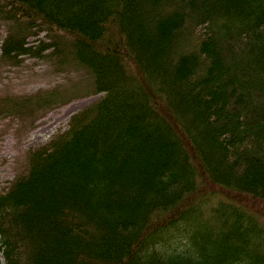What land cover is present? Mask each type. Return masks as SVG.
Listing matches in <instances>:
<instances>
[{
    "label": "trees",
    "instance_id": "1",
    "mask_svg": "<svg viewBox=\"0 0 264 264\" xmlns=\"http://www.w3.org/2000/svg\"><path fill=\"white\" fill-rule=\"evenodd\" d=\"M0 22L1 60L71 59L99 95L0 192L2 264H264V0H0ZM205 182L237 197L211 219L183 206Z\"/></svg>",
    "mask_w": 264,
    "mask_h": 264
},
{
    "label": "rangeland",
    "instance_id": "2",
    "mask_svg": "<svg viewBox=\"0 0 264 264\" xmlns=\"http://www.w3.org/2000/svg\"><path fill=\"white\" fill-rule=\"evenodd\" d=\"M6 32V24L0 22V42ZM45 33L46 31L43 30L29 36L28 44L35 45L38 42L37 38L46 41ZM91 84V75L71 59L64 64L54 63L31 54L20 55L16 62H5L0 59V97L10 95L9 98H18L20 102L21 99H25L23 96L38 98L48 93L64 95L51 98L49 102H42L40 106L31 107L29 113H26L28 109L11 108L14 114L8 117H5L7 110L3 104L4 100L1 99L0 192L7 190L11 180L22 169L24 156L29 148L45 144L46 141L49 142L56 137L57 133L63 132L73 114L99 97L97 93H93ZM194 193L183 201V206L201 212L206 219L212 218V211L217 207L237 199L227 191L212 190L206 182L200 184ZM246 200L250 201L249 198H241L242 202ZM165 216L167 213L161 212L157 215V217ZM257 218L262 220V217ZM190 231L188 226L178 221L171 229L167 243L174 247L179 246L183 241L181 235Z\"/></svg>",
    "mask_w": 264,
    "mask_h": 264
}]
</instances>
